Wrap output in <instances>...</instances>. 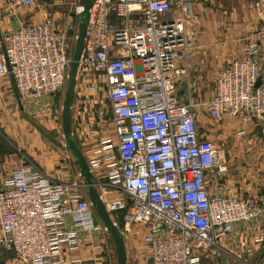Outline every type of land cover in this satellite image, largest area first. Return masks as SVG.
Segmentation results:
<instances>
[{
	"label": "built area",
	"instance_id": "built-area-1",
	"mask_svg": "<svg viewBox=\"0 0 264 264\" xmlns=\"http://www.w3.org/2000/svg\"><path fill=\"white\" fill-rule=\"evenodd\" d=\"M191 2L95 0L78 61L74 95L83 105L87 95H104L111 116V135L83 154L91 178L121 236L143 228L150 264H199L235 225L256 220L255 240L264 242V192L238 196L222 149L196 122L201 106L215 123H264L258 45L248 40L245 55L220 68L210 99L182 102L177 84L186 69L178 63L193 48L184 24ZM82 11L75 8L79 19ZM76 28L68 21L60 30L46 13L0 35V78L10 76L22 105L64 91ZM75 228L108 233L83 182L52 179L27 160L0 180V248L16 260L79 264Z\"/></svg>",
	"mask_w": 264,
	"mask_h": 264
},
{
	"label": "crops",
	"instance_id": "crops-1",
	"mask_svg": "<svg viewBox=\"0 0 264 264\" xmlns=\"http://www.w3.org/2000/svg\"><path fill=\"white\" fill-rule=\"evenodd\" d=\"M18 1L0 0V35L23 24L39 23L46 13L51 14L60 30L68 22L61 24L59 14L53 10L60 0H34L35 5L27 9L18 6ZM42 3L46 7L41 6ZM177 13L174 8L171 15ZM184 24L193 48L178 63L186 69L177 84L182 102L189 97L194 102L210 99L218 71L243 57L250 39L258 45L257 61L264 78V0H192ZM39 105L37 111H30L19 102L10 76L0 78V180L20 168L22 160L52 179L63 182L77 179L76 168L65 155L58 153L51 137L40 133L32 124L30 118L36 116L38 121L44 122L42 117L48 111L47 104ZM196 110L202 136L222 148V159L228 166L226 178L235 186L238 196L253 198L264 192V123L243 125L229 118L215 123L203 107L198 106ZM240 130L245 132L239 134ZM257 226V220L235 225L219 242L218 249L208 251L199 264H264V242L255 240ZM75 229L81 246L73 254L80 260L79 264H116L110 238L101 232ZM143 235L141 226L130 227L122 235L126 264H150L148 251L142 244ZM5 252L3 250L4 256Z\"/></svg>",
	"mask_w": 264,
	"mask_h": 264
},
{
	"label": "rangeland",
	"instance_id": "rangeland-1",
	"mask_svg": "<svg viewBox=\"0 0 264 264\" xmlns=\"http://www.w3.org/2000/svg\"><path fill=\"white\" fill-rule=\"evenodd\" d=\"M60 1L61 3L56 7H53V10L59 14L58 16L60 17L61 24L64 23L65 20L74 22V25L77 26V28L76 31L71 32V34L77 35L79 17L75 14V8L79 5H82V0ZM74 46L75 41L72 45L73 49ZM64 93L65 89L63 92H60L51 99L32 102L27 105V108L30 111L35 112L38 110L40 106L39 104H47L48 111L46 115L42 117L44 118V122L38 121L37 116L34 118H30V120L32 124L37 127L40 133L49 135L51 137V143L55 147V149L58 150L59 154L62 153L63 155H67L69 157L67 161L72 165L73 168H76V172L78 174V169L75 161L73 160L71 155L67 154L66 152V148L64 147L65 141L62 136L61 109L64 100ZM83 99L85 100V105L80 103L77 96L74 95L71 106V129L76 144L78 145L81 152L85 155L88 149H91L98 144L99 138H101L102 136L111 135V116L109 112V104L104 95L100 94L99 96H95V98L92 95H87V97ZM76 177L78 181L82 182V178L79 177V175ZM111 198L112 196H106V199ZM105 235L107 236V238H110V235L108 233ZM0 264L21 263L13 258L6 259L3 250H1L0 248Z\"/></svg>",
	"mask_w": 264,
	"mask_h": 264
},
{
	"label": "water",
	"instance_id": "water-1",
	"mask_svg": "<svg viewBox=\"0 0 264 264\" xmlns=\"http://www.w3.org/2000/svg\"><path fill=\"white\" fill-rule=\"evenodd\" d=\"M94 1L95 0H82L83 11L79 19L77 36L68 70L64 100L61 109L62 136L65 141L66 152L71 155L76 163L78 174L82 178L83 187L85 188L88 201L94 209L100 223L110 235L116 254V264H126L123 238L118 229L114 226L105 205L98 194L95 183L91 178L86 159L76 144L71 129V106L75 92L78 61L84 45L85 28L89 17V11ZM259 83L260 81L257 82L256 86H258ZM5 257L10 259L14 257V254L11 250H7L5 252Z\"/></svg>",
	"mask_w": 264,
	"mask_h": 264
},
{
	"label": "trees",
	"instance_id": "trees-1",
	"mask_svg": "<svg viewBox=\"0 0 264 264\" xmlns=\"http://www.w3.org/2000/svg\"><path fill=\"white\" fill-rule=\"evenodd\" d=\"M263 257H264V255H263Z\"/></svg>",
	"mask_w": 264,
	"mask_h": 264
}]
</instances>
